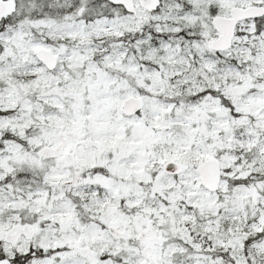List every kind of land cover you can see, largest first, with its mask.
<instances>
[{
	"label": "snow or ice",
	"instance_id": "6c2138e0",
	"mask_svg": "<svg viewBox=\"0 0 264 264\" xmlns=\"http://www.w3.org/2000/svg\"><path fill=\"white\" fill-rule=\"evenodd\" d=\"M0 264H264V0H0Z\"/></svg>",
	"mask_w": 264,
	"mask_h": 264
}]
</instances>
